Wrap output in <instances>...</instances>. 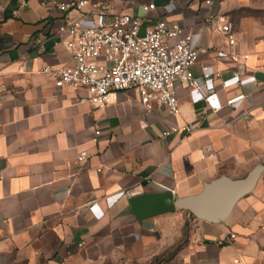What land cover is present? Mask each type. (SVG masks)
<instances>
[{"label": "crops", "instance_id": "0c3cea01", "mask_svg": "<svg viewBox=\"0 0 264 264\" xmlns=\"http://www.w3.org/2000/svg\"><path fill=\"white\" fill-rule=\"evenodd\" d=\"M71 1L0 0V264H264V0L215 6L236 33L234 48L191 0H106L141 18L143 32L166 21L200 38L194 72L208 66L227 88L216 108L179 87L177 116L149 110L137 90L95 109L80 101L85 89H58L41 72L71 64L68 37L58 33L77 15L62 9ZM219 52L248 54L245 69ZM177 125L194 130L163 140ZM257 169L254 189L225 219L133 212L137 197L169 191L179 203Z\"/></svg>", "mask_w": 264, "mask_h": 264}, {"label": "built area", "instance_id": "2783aa9c", "mask_svg": "<svg viewBox=\"0 0 264 264\" xmlns=\"http://www.w3.org/2000/svg\"><path fill=\"white\" fill-rule=\"evenodd\" d=\"M191 3L197 11L207 10L206 24L211 32L224 35L231 48L237 46L238 39L230 21L214 11L219 0H191ZM62 9L77 14L58 29L60 35L68 37L65 46L71 64L46 66L41 70L56 88L73 92L85 89L88 96L80 101H87L100 110L111 104L115 93L137 90L149 110L157 105L177 116L180 112L178 89L187 87L195 101L214 103L218 108V94L227 88V83L217 84L216 78L220 76L208 66L202 68L201 76L196 75L194 67L201 52L200 38L184 34L179 24L159 21L143 32L141 18L115 12L106 0L71 1ZM143 9L149 12L155 5ZM224 59L243 70L249 55L219 52L218 60ZM193 130L191 125L173 126L162 133V139L172 134L187 136ZM101 136L102 130L96 126L94 143ZM78 158L83 162L89 154L83 151ZM235 263L241 264L239 260Z\"/></svg>", "mask_w": 264, "mask_h": 264}, {"label": "water", "instance_id": "95a60500", "mask_svg": "<svg viewBox=\"0 0 264 264\" xmlns=\"http://www.w3.org/2000/svg\"><path fill=\"white\" fill-rule=\"evenodd\" d=\"M260 172L257 169L242 180L221 178L208 185L200 196L179 203L172 192L149 193L133 199L132 209L138 220L183 209L197 219L216 222L225 219L235 204L254 189Z\"/></svg>", "mask_w": 264, "mask_h": 264}]
</instances>
